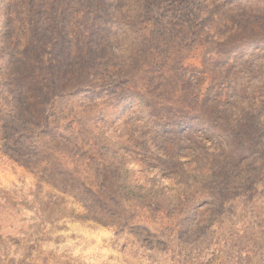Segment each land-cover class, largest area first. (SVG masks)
Instances as JSON below:
<instances>
[{
  "label": "rangeland",
  "instance_id": "rangeland-1",
  "mask_svg": "<svg viewBox=\"0 0 264 264\" xmlns=\"http://www.w3.org/2000/svg\"><path fill=\"white\" fill-rule=\"evenodd\" d=\"M0 264H264V0H0Z\"/></svg>",
  "mask_w": 264,
  "mask_h": 264
}]
</instances>
